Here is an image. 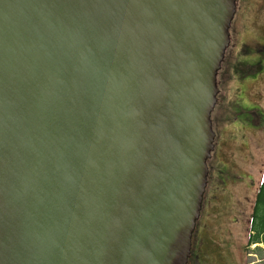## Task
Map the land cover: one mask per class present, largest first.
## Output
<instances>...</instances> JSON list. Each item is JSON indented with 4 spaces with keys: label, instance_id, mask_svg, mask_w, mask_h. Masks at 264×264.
Masks as SVG:
<instances>
[{
    "label": "water",
    "instance_id": "95a60500",
    "mask_svg": "<svg viewBox=\"0 0 264 264\" xmlns=\"http://www.w3.org/2000/svg\"><path fill=\"white\" fill-rule=\"evenodd\" d=\"M235 0H0V264H187Z\"/></svg>",
    "mask_w": 264,
    "mask_h": 264
},
{
    "label": "rangeland",
    "instance_id": "374dc122",
    "mask_svg": "<svg viewBox=\"0 0 264 264\" xmlns=\"http://www.w3.org/2000/svg\"><path fill=\"white\" fill-rule=\"evenodd\" d=\"M229 44L216 75L213 149L187 264H264L247 244L264 167V0H235Z\"/></svg>",
    "mask_w": 264,
    "mask_h": 264
},
{
    "label": "trees",
    "instance_id": "16d2710c",
    "mask_svg": "<svg viewBox=\"0 0 264 264\" xmlns=\"http://www.w3.org/2000/svg\"><path fill=\"white\" fill-rule=\"evenodd\" d=\"M249 230L252 232L250 236L261 238L264 245V167L254 192Z\"/></svg>",
    "mask_w": 264,
    "mask_h": 264
},
{
    "label": "flooded vegetation",
    "instance_id": "af4514ba",
    "mask_svg": "<svg viewBox=\"0 0 264 264\" xmlns=\"http://www.w3.org/2000/svg\"><path fill=\"white\" fill-rule=\"evenodd\" d=\"M246 242L249 244H262L263 245L261 238H254L253 236H247ZM262 255L264 256V245L262 248Z\"/></svg>",
    "mask_w": 264,
    "mask_h": 264
}]
</instances>
